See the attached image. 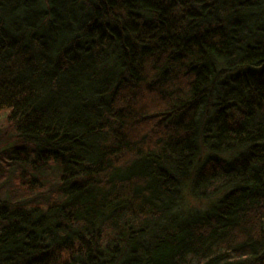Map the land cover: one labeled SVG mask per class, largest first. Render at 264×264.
I'll use <instances>...</instances> for the list:
<instances>
[{
	"label": "trees",
	"instance_id": "1",
	"mask_svg": "<svg viewBox=\"0 0 264 264\" xmlns=\"http://www.w3.org/2000/svg\"><path fill=\"white\" fill-rule=\"evenodd\" d=\"M0 115V264H264V0H0Z\"/></svg>",
	"mask_w": 264,
	"mask_h": 264
},
{
	"label": "rangeland",
	"instance_id": "2",
	"mask_svg": "<svg viewBox=\"0 0 264 264\" xmlns=\"http://www.w3.org/2000/svg\"><path fill=\"white\" fill-rule=\"evenodd\" d=\"M5 115H0V152L6 150L12 142H14L13 137L11 135V128L4 121ZM206 201L198 200L194 197L191 192L190 186H187L183 192V199L180 204V209L185 212H191L196 209H202L207 206Z\"/></svg>",
	"mask_w": 264,
	"mask_h": 264
}]
</instances>
